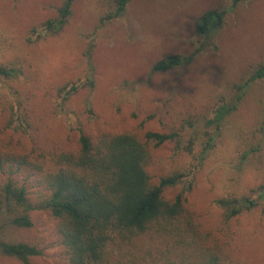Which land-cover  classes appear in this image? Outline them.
Returning <instances> with one entry per match:
<instances>
[{
	"label": "rangeland",
	"instance_id": "374dc122",
	"mask_svg": "<svg viewBox=\"0 0 264 264\" xmlns=\"http://www.w3.org/2000/svg\"><path fill=\"white\" fill-rule=\"evenodd\" d=\"M61 3L0 0V63L19 69L11 88L27 103L35 128L29 137L11 139L2 131L5 116L0 111L3 145L26 155L29 165L14 179L25 186L35 206L29 229L11 227L0 208V240L38 248L40 255L29 264H67L59 222L39 208L48 192L27 179V171H33L37 153L76 147L70 127L76 117L92 137L127 132L141 140L146 132L169 133L182 127L181 146L196 135L192 150L198 155L217 102L224 97L234 103L232 87L264 66V0L238 5L208 36L196 34L195 21L207 10H227L231 0H130L122 16L103 23L111 11L107 0H76L62 32L36 40L31 30L54 17ZM175 54L190 61L167 73L150 72L156 61ZM89 66L93 88L86 85ZM64 85L77 87L65 103L57 93ZM62 104L65 109L58 114ZM263 115L260 79L245 92L239 109L224 119L219 135L214 127L207 128L219 138L201 165L174 144L150 146L147 170L153 183L175 171L187 175L185 183L192 182L186 214L205 244L217 249L220 264H264V204L225 224L215 203L231 193H253L252 199H259L264 134L258 129ZM251 148L242 161L241 155ZM183 186L167 189L165 198L172 199ZM0 264L22 263L0 253Z\"/></svg>",
	"mask_w": 264,
	"mask_h": 264
},
{
	"label": "trees",
	"instance_id": "16d2710c",
	"mask_svg": "<svg viewBox=\"0 0 264 264\" xmlns=\"http://www.w3.org/2000/svg\"><path fill=\"white\" fill-rule=\"evenodd\" d=\"M75 1L62 0L55 16L41 23L39 28L34 27L31 35L40 40L61 33L72 15ZM107 1L111 11L102 18V23L122 16L130 2ZM252 1L231 0V6L225 11H205L195 21L196 34L208 36L222 26L226 13ZM87 59L90 64V52H87ZM188 61L190 58L177 54L167 56L156 61L150 72L167 73ZM11 65L0 63V111L5 116L2 131L10 133L11 139L15 136L25 138L31 136L35 128L27 103L11 88L21 74ZM260 79H264L263 65L245 82L232 87L234 103L224 97L217 102L202 133L198 155L192 150L196 135L181 146L185 134L182 127L169 133L146 132L141 140L127 132H103L92 137L75 116L70 127L75 133L76 147L37 153L36 163H31L33 171H27V179L48 192L39 208L48 210L58 220L59 233L67 248V264H220L217 249L205 244L186 214L185 203L192 182L185 183L187 175L175 171L153 183L147 170L150 146L158 148L165 143L174 144L178 151L187 152L201 165L219 138L207 128L214 127L219 135L224 119L239 109L245 92ZM86 85L89 88L94 85L91 66L88 67ZM76 91L75 85H64L57 93L62 95L65 103ZM64 106H59L58 114ZM86 110L90 112V108ZM258 130L264 134V115ZM2 142L0 139V208L11 227L29 229L32 226L30 212L35 206L25 186L14 179L29 166L27 157ZM251 151L253 148L241 155L242 161ZM183 183L182 190L172 199L165 198L167 189ZM258 190V200L252 199L253 193L250 196L231 193L217 199L215 203L221 209L223 223L258 207L260 202L264 204V184ZM0 253L29 264V260L41 252L24 242L0 240Z\"/></svg>",
	"mask_w": 264,
	"mask_h": 264
}]
</instances>
